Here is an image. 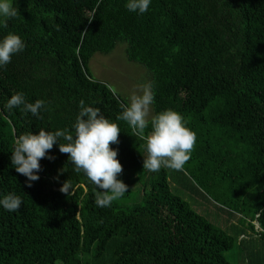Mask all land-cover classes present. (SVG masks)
Wrapping results in <instances>:
<instances>
[{
    "label": "trees",
    "instance_id": "obj_1",
    "mask_svg": "<svg viewBox=\"0 0 264 264\" xmlns=\"http://www.w3.org/2000/svg\"><path fill=\"white\" fill-rule=\"evenodd\" d=\"M12 3L20 15L0 27V41L15 34L25 48L0 67V199L14 193L23 203L15 212L0 205V264H232L224 254L237 239L174 196L165 171L143 169L146 140L117 119L125 102L91 78V58L118 44L150 74L154 116L171 109L196 133L190 177L257 239L259 248H244L243 264H264V0H151L144 14L129 11L127 0ZM20 92L29 103L45 101L42 119L8 109ZM81 101L120 128L110 148L123 169L117 179L128 186L122 197L137 172L148 176L139 204L98 207L103 190L74 170L59 143L47 153L54 159L40 160L32 187L11 164L20 135H75ZM151 130L149 123L145 134ZM67 180L70 194L60 191Z\"/></svg>",
    "mask_w": 264,
    "mask_h": 264
},
{
    "label": "clouds",
    "instance_id": "obj_2",
    "mask_svg": "<svg viewBox=\"0 0 264 264\" xmlns=\"http://www.w3.org/2000/svg\"><path fill=\"white\" fill-rule=\"evenodd\" d=\"M150 3L151 0H127L126 8L131 12L144 14L148 11ZM19 15V10L13 6L12 0H0V27L7 28L8 19ZM24 48L25 43L20 36L11 33L6 35L0 41V67L9 64L12 56L22 52ZM154 95L152 83L143 84L141 93L132 94L129 104L121 103L122 112L117 119L128 123L134 137L146 140L148 156L143 159V169L150 172H158L161 168L184 171V166L194 150L197 135L186 126L184 117L171 109L149 120ZM7 107L8 109L22 107L25 113L30 112L41 119L43 118L40 115L41 111L47 110L44 100L38 99L34 103H29L22 92L12 95ZM149 123L152 130L150 135H146ZM73 130L75 135L68 129L55 132L41 129L38 134L18 136L11 152V164L17 173L27 178V186L32 187V182L40 179L38 175L42 170L40 160L46 156L49 160L54 159L55 157L47 153L59 143L60 153L68 154L69 162L75 166L74 170L77 173L83 172L96 189L103 190L96 194L97 206L110 207L128 191V186L117 179L118 174L123 171L117 159V150L110 148V144L119 143L120 128L105 118L99 108L85 106L84 101H81ZM61 138L68 143H61ZM71 188L67 180L60 191L70 194ZM22 203L21 198L14 193L0 199V205L10 212L18 211Z\"/></svg>",
    "mask_w": 264,
    "mask_h": 264
},
{
    "label": "rangeland",
    "instance_id": "obj_3",
    "mask_svg": "<svg viewBox=\"0 0 264 264\" xmlns=\"http://www.w3.org/2000/svg\"><path fill=\"white\" fill-rule=\"evenodd\" d=\"M126 44H118L109 54L96 53L90 60L88 69L94 81L105 84L125 104L130 103L132 94H140L141 86L149 83L150 74L140 65L127 61L125 56ZM154 116L152 106L149 120ZM165 171L171 193L185 202L195 213L205 218L217 229L237 239V245L225 252V258L232 264H243L244 248L257 249V239L247 231V223L239 216L221 208L222 204L215 202L205 192L199 189L189 175V165L185 164L184 171L161 168ZM148 176L137 172L128 198L121 197L114 201L121 207L130 208L141 202L139 195L143 191ZM201 192H200V191ZM204 194V195H203ZM245 238L242 246L238 241ZM249 238L251 241L249 242ZM91 259V257H86ZM56 264H61L57 262ZM104 264V262H103Z\"/></svg>",
    "mask_w": 264,
    "mask_h": 264
}]
</instances>
